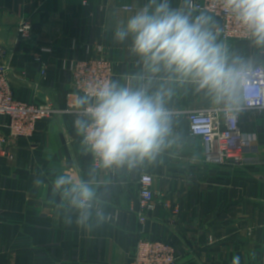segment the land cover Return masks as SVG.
<instances>
[{"label":"crops","instance_id":"crops-1","mask_svg":"<svg viewBox=\"0 0 264 264\" xmlns=\"http://www.w3.org/2000/svg\"><path fill=\"white\" fill-rule=\"evenodd\" d=\"M145 0H0V48L8 52V78L14 97L52 106L30 138L9 139L0 154V264H129L140 238L166 240L177 250L179 264H264V110L242 108L240 129L256 137L243 166L217 164L206 158L201 137L191 133L193 111L219 112L203 91L191 84L169 86L167 101L172 135L157 158L134 168L95 170L75 135L73 114L65 113L72 91L71 65L103 49L115 63L113 81L133 87L143 66L126 44L114 43L115 26ZM179 7L183 0H171ZM217 42L220 21L207 12ZM29 22L32 36L23 40L19 25ZM225 45V44H224ZM231 56L264 66V49L250 40L225 45ZM39 56L41 62L35 60ZM45 66L46 74H42ZM161 76L163 74H160ZM164 81L157 76L155 91ZM8 119L0 132L8 135ZM71 171L99 182L97 193L106 219L84 229L66 223V214L51 194V179ZM153 176L156 208L139 220V179ZM43 180L47 187L36 186ZM215 240L211 241L210 237Z\"/></svg>","mask_w":264,"mask_h":264},{"label":"clouds","instance_id":"clouds-1","mask_svg":"<svg viewBox=\"0 0 264 264\" xmlns=\"http://www.w3.org/2000/svg\"><path fill=\"white\" fill-rule=\"evenodd\" d=\"M219 6L254 46L264 49V0H219ZM190 8L191 0H183L179 7H173L171 0H145L117 23L112 39L126 44L129 54L142 64L143 75L134 79L146 83L133 87L104 80L88 83L76 94L69 109L74 115L73 130L98 169H131L152 162L169 145L171 113L166 105L173 94L172 83L191 84L226 113L238 107L249 62L231 56L217 42L210 18L193 17ZM157 76L164 82L152 91ZM34 184L47 187L40 179ZM98 187L95 179L71 171L51 179V194L58 197L66 223L72 224L75 217V224L87 229L94 219H106ZM232 264H240L239 256L233 257Z\"/></svg>","mask_w":264,"mask_h":264},{"label":"built area","instance_id":"built-area-1","mask_svg":"<svg viewBox=\"0 0 264 264\" xmlns=\"http://www.w3.org/2000/svg\"><path fill=\"white\" fill-rule=\"evenodd\" d=\"M191 11L207 12L220 21L217 29L222 42L226 45L231 41H248L242 29L219 6V0H191ZM23 40L32 36V26L29 22H22L18 28ZM8 52L0 48V117L8 119L5 127L8 135L0 132V154L5 152V145L9 139L30 138L37 130L40 121L49 119L56 112L52 106L35 102L21 101L14 97L8 78ZM41 62L39 56H35ZM45 66L42 74L45 75ZM72 91L67 94L65 113L71 114L69 109L75 96L88 83H99L113 80L115 63L103 49L90 57L77 60L71 65ZM242 108L264 110V66L249 68L245 79L241 83ZM237 107L235 111L226 113L225 119L219 118L221 111L199 112L189 114V128L193 135L201 137L206 158L217 164L232 163L243 166L246 163V153L251 151L256 137L244 133L239 126ZM92 166L94 164L92 156ZM153 176L147 173L139 179V220L145 223L148 216L156 208L155 192L153 190ZM211 241L215 239L211 236ZM129 264H179L176 248L166 240L140 238Z\"/></svg>","mask_w":264,"mask_h":264}]
</instances>
